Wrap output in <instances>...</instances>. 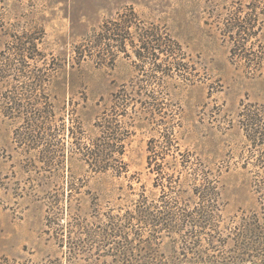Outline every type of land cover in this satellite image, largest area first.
I'll return each mask as SVG.
<instances>
[{"label":"rangeland","instance_id":"1","mask_svg":"<svg viewBox=\"0 0 264 264\" xmlns=\"http://www.w3.org/2000/svg\"><path fill=\"white\" fill-rule=\"evenodd\" d=\"M129 15L168 56L132 27L106 44L104 25ZM0 66V264L64 261L49 207L69 188L82 216L142 193L213 203L220 232L197 226L211 252L264 264V129L251 138L243 118L264 123V0H0ZM111 119L113 155L91 156Z\"/></svg>","mask_w":264,"mask_h":264},{"label":"trees","instance_id":"2","mask_svg":"<svg viewBox=\"0 0 264 264\" xmlns=\"http://www.w3.org/2000/svg\"><path fill=\"white\" fill-rule=\"evenodd\" d=\"M130 17L131 15L126 16L122 24L119 19L115 20L113 25H104L107 28L103 33L107 36L103 39L109 40L106 44L124 47L128 38L123 32L129 33V27H132V33L136 34L135 38L140 41L143 51L147 49V53L155 57V51H165L162 44L152 39L159 40L155 38L154 30H142L140 26L133 24ZM35 49L36 44L29 42V46L23 49L24 57L33 59L28 50ZM137 53L142 57L141 52ZM165 54L168 56L169 52L165 51ZM10 65H13V70L16 69L19 74L25 73L24 76H27L28 72L31 73L25 59L19 61L15 58ZM2 71L0 66V73ZM116 101H120V98L115 100V103ZM16 104L18 105L17 102ZM243 118L253 129L249 136L252 134L253 139L261 138L264 129L262 118L258 121L247 115ZM97 126L104 136L99 134L100 136L93 140L96 147L91 149V156L113 155L111 147L118 145L114 138L118 134L115 121L106 120ZM98 171L106 173L109 170ZM123 171L111 170L118 176ZM80 193L77 189L69 188L67 192H63L64 206L61 205V200L57 199L49 207L53 210L51 214H55L54 218L59 221L54 230V238L63 249L64 257V261L56 259L49 264H227L220 254L218 257L211 252L213 246L210 245H214L213 239L216 235L210 234L208 238H202L197 234V226L220 232L213 228L216 227L213 224V216L216 217V212L220 211L213 203L208 205L209 203L202 202L203 204L197 203L194 206L158 204L149 201L142 193L127 207L104 211L99 203H95L93 211L82 216L83 206L76 202ZM200 217H207V220L201 224L202 222L197 220ZM62 219L65 222L60 224ZM205 224L208 226L205 227ZM207 239L209 243L206 246ZM167 246H170V249L165 250Z\"/></svg>","mask_w":264,"mask_h":264}]
</instances>
